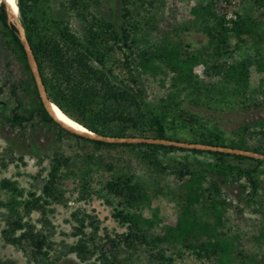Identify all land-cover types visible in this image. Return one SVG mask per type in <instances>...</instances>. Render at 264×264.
<instances>
[{"label":"trees","instance_id":"16d2710c","mask_svg":"<svg viewBox=\"0 0 264 264\" xmlns=\"http://www.w3.org/2000/svg\"><path fill=\"white\" fill-rule=\"evenodd\" d=\"M105 1L17 0L20 23L53 104L102 136L170 140L264 154V139L260 138H264V122L242 125L236 132L238 138L227 144L218 129L184 107L189 103L228 112L264 106V19L255 17L250 7L243 13L236 11L238 18L233 20L232 14H228L232 0L197 3L189 14L195 22H203L208 42L203 50L194 51L173 39L170 32L158 43H151L149 31L142 38L139 36L142 24L133 10L145 0H122L123 14L117 20L100 16ZM243 5L264 10V0H243ZM0 32L5 46L26 75L12 85L11 94L18 100L19 108L11 116L3 114L1 107L7 103L0 101V112L9 128L23 132L27 124L34 122L38 127L56 129L57 141L73 138L87 160L111 170L115 164L107 161L106 155L120 150L133 154L161 174L171 169L160 156L183 152L212 157L198 166L189 162L174 165L172 172H168L183 181L177 188L168 187L173 199L166 207L173 211L174 224H160L157 207L153 208L152 216H145L144 207L152 205L149 186L138 181L134 174L122 172L114 176L103 189V196L109 204L114 198L118 200L114 215L127 226V232L115 237L107 235L108 242L103 244L96 217L74 214L75 236L79 240L71 252L82 264H97L90 262L94 256L100 264H133L110 254L112 248L121 245L138 253L145 246L156 249L150 257L158 264H176L163 246L189 250L210 264H257L256 257L243 252L239 236L229 237L224 230L232 204L222 199V187L238 185L247 194L246 205L260 210L257 200L264 160L149 143L111 144L71 134L46 110L19 38V28L10 21L5 3L0 4ZM143 43L148 45L144 48ZM152 82L165 91V96L155 102L149 100ZM19 89L29 98L28 103L19 97ZM3 91L0 88V94ZM182 133L190 139H179ZM65 168L71 171V159L55 158L42 195L31 192L23 202L14 199L12 204H1L11 211L4 231L6 243L16 248L26 244L36 259L49 257L50 243L46 234L25 222L18 207L22 205L27 215L34 211L45 214L52 201L62 203L66 183L61 171ZM73 175L85 182L83 191L89 194L85 187L87 171ZM2 187L15 196H24L17 183L3 180ZM236 208L242 215L243 210ZM88 228L92 229L90 234L86 232Z\"/></svg>","mask_w":264,"mask_h":264},{"label":"rangeland","instance_id":"374dc122","mask_svg":"<svg viewBox=\"0 0 264 264\" xmlns=\"http://www.w3.org/2000/svg\"><path fill=\"white\" fill-rule=\"evenodd\" d=\"M207 1L145 0L144 3L138 2L134 6L133 13L141 20L142 31L139 36L142 38L149 31L148 37L151 43H158L165 33L170 32L173 39L189 46L190 50H203L207 45L208 36L202 30L203 22H195L189 14V9L197 3ZM232 2L233 5L228 14H232L233 20L238 18L235 14L236 11L243 13L246 8L249 11L250 7L251 13L255 17L264 19L263 9L243 5V0H232ZM122 6V0H107L99 10L100 16L117 20L123 14ZM115 13L118 14V17L115 16ZM147 22L150 26H147ZM16 23L21 25L19 18ZM147 45L143 43L142 47L145 48ZM197 74L200 76L199 73ZM23 78L25 79L26 75L12 52L5 46L0 32V88L4 90L0 94V101L7 103V106L1 107L6 116H11L13 110L19 108L18 100L12 96L11 90L12 85L18 84ZM255 78L259 79L257 76ZM159 86L155 82L150 84L149 100L155 102L165 96V91ZM18 95L25 103L29 102V98L21 89H19ZM184 107L197 114L201 119L207 120L211 128L218 129L217 131L222 133L227 144L238 138L236 132L242 125L264 122V106L250 111L228 112L196 107L189 103H185ZM26 128L23 132L9 128L7 124H4V118L0 112V264H82L78 256L71 252L79 240V237L75 236L77 222L74 214L80 216L89 214L96 217L100 226L99 240L103 238V244L108 242L105 241L107 235L115 237L117 234L127 232V226L114 215L118 200L114 198L113 202L109 204L103 196L106 184L122 172L134 174L138 181L152 189L150 193L152 205L146 204L144 207L145 216H152L153 208L157 207L160 210V224H174L173 211L170 207H166L173 199L168 187L177 188L183 181L177 175L168 172H172L174 165L177 164L189 162L187 164L198 166L212 160L209 155L200 156L174 152L168 156H160L164 164L171 169L167 174H161L133 154L120 150L106 155L107 161L115 164V168L111 170L104 164H95L87 160L83 149L77 145L73 138L65 137L63 141H57L56 129L38 127L34 122L27 124ZM178 137L181 140L190 139V136L185 133L179 134ZM262 137L260 136L261 139H264ZM36 152L40 155L39 157H36ZM58 157L71 159V171L69 172L66 168L61 171L66 183L63 202L52 201L45 214L34 211L27 215L21 208L22 205L18 207L25 222L33 226L35 230L47 235L48 244L50 243L51 247L50 255L47 259L40 260L31 254L32 252L26 244L24 247L16 248L6 243L4 231L8 228L11 211L10 208L1 204H12L14 199L23 202L31 192L42 195V189L48 179L51 166L54 159ZM85 170L87 171L86 180H88L85 187L90 190L89 194H84L83 184L85 182L73 175L74 172ZM259 178L261 189L257 206L260 210H256V206L246 205L247 194L238 185L223 186L222 199L232 204L225 218L224 230L226 234L229 237L238 235L243 252L256 257L257 264H264V172ZM3 180L17 183L24 196H15L11 191L4 189L2 187ZM218 181L221 182L220 179ZM235 206L243 210L242 215L237 213ZM91 230V228L86 229L87 234H90ZM162 248L165 249L166 255L176 259V264H210L207 259H199L189 250L168 246ZM139 250L138 253L134 249L129 250L121 245L112 248L110 254H117L119 260H130L129 262L133 264H158L150 257L154 250L157 252L156 249L152 250V247L145 246ZM110 254L108 256L112 258ZM98 260L94 256L90 262L100 264Z\"/></svg>","mask_w":264,"mask_h":264},{"label":"water","instance_id":"95a60500","mask_svg":"<svg viewBox=\"0 0 264 264\" xmlns=\"http://www.w3.org/2000/svg\"><path fill=\"white\" fill-rule=\"evenodd\" d=\"M5 3L6 4V9L9 15V19L11 22H17L18 18L14 17L11 14V11L8 8L7 3L5 0H0V4ZM17 27L19 28V38L24 46V49L27 54L28 62L31 67L41 100L48 111V113L54 118V120L63 128L65 131L83 137L87 138L93 141H100V142H105V143H111V144H142V143H149V144H158V145H166V146H176L179 148H186V149H197V150H204V151H219L222 153H227V154H233V155H242L245 157H250L254 159H260L264 160V154L252 152V151H245L241 149H234L230 147H214L210 145H202V144H190V143H184V142H176V141H170V140H160V139H148V138H117V137H109V136H102L99 134H96L92 131L86 130H77L72 127H70L68 124L60 120L54 110H53V104L48 96L46 86L44 84L40 68L38 65V62L36 60V57L34 55L33 49L26 37L25 30L23 27L16 23ZM56 106V105H55ZM58 107V106H57ZM59 108V107H58ZM60 109V108H59ZM61 110V109H60ZM62 111V110H61ZM78 123V122H77ZM79 124V123H78ZM81 125V124H80ZM82 126V125H81Z\"/></svg>","mask_w":264,"mask_h":264},{"label":"bare ground","instance_id":"6f19581e","mask_svg":"<svg viewBox=\"0 0 264 264\" xmlns=\"http://www.w3.org/2000/svg\"><path fill=\"white\" fill-rule=\"evenodd\" d=\"M5 2L8 5L9 10L11 11V14L14 17L19 18V7L17 5V0H5ZM53 110L56 114V116L68 124L70 127L77 129V130H86L83 126L78 124L75 120L70 118L68 115H66L63 111H61L57 106L53 105Z\"/></svg>","mask_w":264,"mask_h":264}]
</instances>
